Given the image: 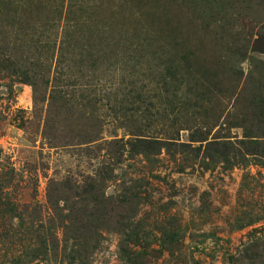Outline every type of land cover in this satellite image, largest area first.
<instances>
[{"label":"rangeland","instance_id":"1","mask_svg":"<svg viewBox=\"0 0 264 264\" xmlns=\"http://www.w3.org/2000/svg\"><path fill=\"white\" fill-rule=\"evenodd\" d=\"M261 127L264 0H0V264H264Z\"/></svg>","mask_w":264,"mask_h":264},{"label":"trees","instance_id":"2","mask_svg":"<svg viewBox=\"0 0 264 264\" xmlns=\"http://www.w3.org/2000/svg\"><path fill=\"white\" fill-rule=\"evenodd\" d=\"M42 41V40H41ZM43 47H47V45H43ZM170 76V75H169ZM172 77V76H171ZM174 78V77H172ZM56 77H53L52 79L48 76V78L43 82L42 80V83H44L45 85H50L52 82H56ZM66 84H68V81L66 82ZM65 84V85H66ZM63 85V86H65ZM130 86H134L133 83L131 84H128ZM165 85V84H164ZM63 86H59V87H63ZM34 89H35V93L37 94L38 92V87L36 86V84H34ZM133 88H130V91L126 93V95L128 97H130L131 95H135L134 96V99L136 98L137 101L139 102H143V99H144V95L141 94V91H139V93L137 92L138 90L137 89H134L132 90ZM58 90V89H57ZM53 92H56V91H53ZM58 92V91H57ZM59 92H61L59 90ZM257 131H259L257 134L260 135L261 137L260 138H264V130H263V127H261L260 129H258ZM256 134L252 135V134H245V138H252V137H257L255 136ZM191 139H194L193 137H191ZM191 141H195V140H191ZM197 141H208V139L206 138V136H201L200 137V140H197ZM135 143H138V144H144L146 145L145 147H143V153H150V150L149 149H152L154 148L153 146H172V141L170 140H164V141H160L159 139L157 138H149V139H144V138H136L135 139ZM208 145L210 146H219V148L223 149L224 152H226L227 150H229V148L232 146V143H230L229 141H226V140H222V141H211V142H207ZM182 147H185L183 144L181 145ZM155 153V152H154ZM10 173V172H9ZM11 174L13 175L14 172H11ZM9 176V174H8ZM1 180H0V214L1 213H4V214H7L9 215L10 219H13V218H17V217H20L22 214H21V211H25L27 212V209H21V207H23V204L16 201L14 196H12L11 192H4L2 187H1ZM10 184H12V180H10L9 182ZM91 186L90 184H87L85 187L82 186V192L83 194H88V193H91ZM50 198V197H49ZM52 200V197L50 198ZM15 224V223H14ZM10 225L13 226V222L11 221L10 222Z\"/></svg>","mask_w":264,"mask_h":264}]
</instances>
